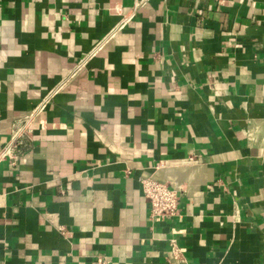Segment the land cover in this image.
I'll use <instances>...</instances> for the list:
<instances>
[{"label": "crops", "instance_id": "crops-1", "mask_svg": "<svg viewBox=\"0 0 264 264\" xmlns=\"http://www.w3.org/2000/svg\"><path fill=\"white\" fill-rule=\"evenodd\" d=\"M43 102L0 161V264H264V0H0V150Z\"/></svg>", "mask_w": 264, "mask_h": 264}, {"label": "built area", "instance_id": "built-area-1", "mask_svg": "<svg viewBox=\"0 0 264 264\" xmlns=\"http://www.w3.org/2000/svg\"><path fill=\"white\" fill-rule=\"evenodd\" d=\"M47 101V100H46ZM45 106L44 102L34 112L18 119L12 127L10 140L0 150V161L3 159L12 160L16 164L19 155L28 146L32 135V124L38 113ZM143 192L150 204V218L156 222H162L169 217L177 216L180 213V198L177 191L167 183L156 180L152 177L141 179ZM64 233V228H60ZM170 260L173 264H194L187 256V248L178 243L174 238L170 239ZM96 264H111L109 259L98 256Z\"/></svg>", "mask_w": 264, "mask_h": 264}]
</instances>
